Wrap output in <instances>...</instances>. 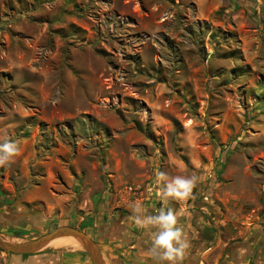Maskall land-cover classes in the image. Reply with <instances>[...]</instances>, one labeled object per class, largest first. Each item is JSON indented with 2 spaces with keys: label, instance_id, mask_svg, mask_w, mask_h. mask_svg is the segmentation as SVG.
I'll use <instances>...</instances> for the list:
<instances>
[{
  "label": "rangeland",
  "instance_id": "1",
  "mask_svg": "<svg viewBox=\"0 0 264 264\" xmlns=\"http://www.w3.org/2000/svg\"><path fill=\"white\" fill-rule=\"evenodd\" d=\"M5 137L21 149L0 167L8 242L97 214L135 225L137 201L264 231V0H0ZM158 171H195L194 198L165 203ZM50 244L37 253L92 264Z\"/></svg>",
  "mask_w": 264,
  "mask_h": 264
},
{
  "label": "crops",
  "instance_id": "2",
  "mask_svg": "<svg viewBox=\"0 0 264 264\" xmlns=\"http://www.w3.org/2000/svg\"><path fill=\"white\" fill-rule=\"evenodd\" d=\"M157 210L159 209L155 208L148 212L156 214ZM92 217L93 225L81 223L80 231L100 244L101 255L109 257V252L113 254L112 251H115L126 256L128 264H157L155 260L144 255L151 246V237L145 230L131 223L125 225L126 220L123 222L121 217L116 218L114 214H97ZM127 219L131 221L129 217ZM82 224L86 227H82ZM179 226L183 228L191 245L183 264H221L224 257L227 264H264V231L254 232L256 235H252L251 231L246 236L242 230L238 232L239 235L224 228L215 231L207 226L202 215L194 216L191 213H179ZM210 236L213 238L210 239ZM53 256L49 253H1L0 264H64L57 263Z\"/></svg>",
  "mask_w": 264,
  "mask_h": 264
},
{
  "label": "clouds",
  "instance_id": "3",
  "mask_svg": "<svg viewBox=\"0 0 264 264\" xmlns=\"http://www.w3.org/2000/svg\"><path fill=\"white\" fill-rule=\"evenodd\" d=\"M20 152L18 143L5 137L0 141V167H10ZM200 180L201 177L195 171L191 175L173 177L158 171V195L165 203L169 199L186 202L194 198L193 190ZM131 211L133 215L130 219L151 237V246L144 255L155 260L157 264H183L191 245L183 228L179 226V213L174 208L161 207L156 214H150L139 201L131 205Z\"/></svg>",
  "mask_w": 264,
  "mask_h": 264
},
{
  "label": "water",
  "instance_id": "4",
  "mask_svg": "<svg viewBox=\"0 0 264 264\" xmlns=\"http://www.w3.org/2000/svg\"><path fill=\"white\" fill-rule=\"evenodd\" d=\"M60 238H73L87 254L92 264H104L100 254V245L79 229L70 226L57 227L52 232L25 242H8L0 237V251L12 255L35 254Z\"/></svg>",
  "mask_w": 264,
  "mask_h": 264
},
{
  "label": "bare ground",
  "instance_id": "5",
  "mask_svg": "<svg viewBox=\"0 0 264 264\" xmlns=\"http://www.w3.org/2000/svg\"><path fill=\"white\" fill-rule=\"evenodd\" d=\"M50 246L80 248L79 244L73 238H60V239H57V240L51 242Z\"/></svg>",
  "mask_w": 264,
  "mask_h": 264
}]
</instances>
